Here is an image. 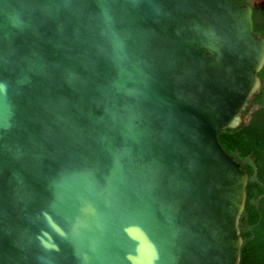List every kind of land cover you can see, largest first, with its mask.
<instances>
[{
	"label": "water",
	"instance_id": "water-1",
	"mask_svg": "<svg viewBox=\"0 0 264 264\" xmlns=\"http://www.w3.org/2000/svg\"><path fill=\"white\" fill-rule=\"evenodd\" d=\"M263 65L234 0H0V264H239Z\"/></svg>",
	"mask_w": 264,
	"mask_h": 264
},
{
	"label": "trees",
	"instance_id": "trees-1",
	"mask_svg": "<svg viewBox=\"0 0 264 264\" xmlns=\"http://www.w3.org/2000/svg\"><path fill=\"white\" fill-rule=\"evenodd\" d=\"M258 75L261 88L246 110L252 104L259 108L248 121L218 133L219 143L247 174L246 202L239 220L243 239L239 264H264V68Z\"/></svg>",
	"mask_w": 264,
	"mask_h": 264
},
{
	"label": "flooded vegetation",
	"instance_id": "flooded-vegetation-1",
	"mask_svg": "<svg viewBox=\"0 0 264 264\" xmlns=\"http://www.w3.org/2000/svg\"><path fill=\"white\" fill-rule=\"evenodd\" d=\"M239 4H248L251 7V9H252V19H253V29H254V31L256 33L259 34V36L264 38V0H259V1L258 0H241V1H239ZM263 68H264V65H263L262 69ZM262 69L259 71V73L262 71ZM259 78H260V76H259ZM260 80H261V78H260ZM261 85H262V80H261ZM260 88H261V86H260ZM253 98H251L248 101V104L242 110V114H246L247 115V120L246 121H248V119L250 118V113L253 110H256V109L259 108L258 104H252V107H250V109L248 111L246 110V108L248 106H250V104H251L250 101Z\"/></svg>",
	"mask_w": 264,
	"mask_h": 264
},
{
	"label": "rangeland",
	"instance_id": "rangeland-1",
	"mask_svg": "<svg viewBox=\"0 0 264 264\" xmlns=\"http://www.w3.org/2000/svg\"><path fill=\"white\" fill-rule=\"evenodd\" d=\"M259 1V0H258Z\"/></svg>",
	"mask_w": 264,
	"mask_h": 264
}]
</instances>
